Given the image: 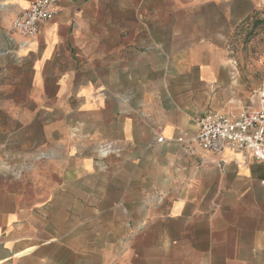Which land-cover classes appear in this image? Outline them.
Instances as JSON below:
<instances>
[{"label":"crops","instance_id":"crops-1","mask_svg":"<svg viewBox=\"0 0 264 264\" xmlns=\"http://www.w3.org/2000/svg\"><path fill=\"white\" fill-rule=\"evenodd\" d=\"M31 1L0 0V264H264V164L192 142L264 0H61L22 45Z\"/></svg>","mask_w":264,"mask_h":264},{"label":"built area","instance_id":"built-area-1","mask_svg":"<svg viewBox=\"0 0 264 264\" xmlns=\"http://www.w3.org/2000/svg\"><path fill=\"white\" fill-rule=\"evenodd\" d=\"M60 1L33 0L19 12L11 24V32L20 37L22 45H28L38 36L40 25L55 19ZM198 126L192 142L199 149L217 157L228 150L245 153L264 164V85L259 89L256 107L244 108L236 114L209 112L199 119ZM163 141L164 138L157 140L158 143ZM225 164L221 159L218 167L221 169Z\"/></svg>","mask_w":264,"mask_h":264},{"label":"rangeland","instance_id":"rangeland-1","mask_svg":"<svg viewBox=\"0 0 264 264\" xmlns=\"http://www.w3.org/2000/svg\"><path fill=\"white\" fill-rule=\"evenodd\" d=\"M155 2L153 1L151 5H155ZM228 28L225 48L228 58L236 64L239 77L235 83L234 68L229 81L213 83L209 88L208 85L204 88L193 87L197 102H204L205 106H208L206 113L236 114L244 108L256 107L257 105L252 104V99L256 101L258 90L264 85V17L229 22ZM28 88V84L25 83L20 89L21 95L26 94Z\"/></svg>","mask_w":264,"mask_h":264}]
</instances>
